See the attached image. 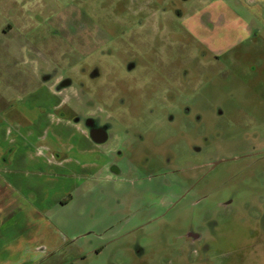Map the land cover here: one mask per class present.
I'll return each instance as SVG.
<instances>
[{
  "label": "rangeland",
  "instance_id": "obj_1",
  "mask_svg": "<svg viewBox=\"0 0 264 264\" xmlns=\"http://www.w3.org/2000/svg\"><path fill=\"white\" fill-rule=\"evenodd\" d=\"M0 168L33 264H264V0H0Z\"/></svg>",
  "mask_w": 264,
  "mask_h": 264
},
{
  "label": "crops",
  "instance_id": "obj_2",
  "mask_svg": "<svg viewBox=\"0 0 264 264\" xmlns=\"http://www.w3.org/2000/svg\"><path fill=\"white\" fill-rule=\"evenodd\" d=\"M21 187L22 184L16 183L15 180H10L8 177H6L5 169L2 170V168H0V251L4 249L6 250L7 248L10 247L14 248V245H16L17 250L20 249L25 252V255L22 258L16 260L19 262H23V264H33V262L39 260L38 253L47 249L53 250L58 240H56L57 237L56 232L53 231L54 233L53 232L51 233L52 225L48 226L47 227L48 229H46L44 228L46 226L45 223H42L43 226H41L40 223L41 227L39 226L38 231L33 226L32 227L33 230L31 232L29 227L26 228L15 227L16 225H18L16 221V225H14V228L17 231L16 234L15 235L13 234V237L10 241L3 242L4 241L3 226L6 225V221H5L6 218L9 219L10 217L17 218L15 213L18 214L19 216L20 213H23L24 214L23 218L28 219V224H29L28 226L33 225L31 221L36 223V220L38 219V218L37 219L32 218L34 216H32L31 210L29 209L30 205L27 206L22 203L20 204V201H19L20 210L24 209V211L21 212L19 210V212H15V210L13 211L11 210L12 209V206L10 205L11 202L22 199L25 200V197L22 196L20 191ZM8 212L9 214H7ZM34 212L36 213L37 211L34 210ZM38 217L44 218L45 220V216L42 214V210L38 212ZM33 245H35V248ZM51 250L50 252H52ZM46 252L48 253L49 251ZM50 252L47 254V256H45L46 258H49L53 255V253ZM11 260L12 258L10 254H7V256L4 257L3 259L0 258V264H12Z\"/></svg>",
  "mask_w": 264,
  "mask_h": 264
},
{
  "label": "flooded vegetation",
  "instance_id": "obj_3",
  "mask_svg": "<svg viewBox=\"0 0 264 264\" xmlns=\"http://www.w3.org/2000/svg\"><path fill=\"white\" fill-rule=\"evenodd\" d=\"M134 65L130 64L128 68H133ZM95 74L97 72L95 71ZM94 74V75H95ZM60 87H58L59 90ZM186 112H189V110L186 108ZM84 124L87 126L88 130L86 134L95 142H98V144L105 143L109 137L108 131H110L111 123L107 121L98 122L97 117H92L88 115L84 120ZM212 166V164H211Z\"/></svg>",
  "mask_w": 264,
  "mask_h": 264
},
{
  "label": "water",
  "instance_id": "obj_4",
  "mask_svg": "<svg viewBox=\"0 0 264 264\" xmlns=\"http://www.w3.org/2000/svg\"><path fill=\"white\" fill-rule=\"evenodd\" d=\"M64 83H65V82H64ZM62 84H63V82H62ZM221 161H223V159H220V160H218V161L214 162V163L212 164V166H211V167H213V166L217 165V164H218V163H220Z\"/></svg>",
  "mask_w": 264,
  "mask_h": 264
}]
</instances>
